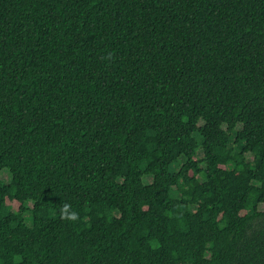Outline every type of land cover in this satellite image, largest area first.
Returning <instances> with one entry per match:
<instances>
[{
    "label": "trees",
    "instance_id": "trees-1",
    "mask_svg": "<svg viewBox=\"0 0 264 264\" xmlns=\"http://www.w3.org/2000/svg\"><path fill=\"white\" fill-rule=\"evenodd\" d=\"M4 171L0 264H264V0H0Z\"/></svg>",
    "mask_w": 264,
    "mask_h": 264
},
{
    "label": "clouds",
    "instance_id": "clouds-1",
    "mask_svg": "<svg viewBox=\"0 0 264 264\" xmlns=\"http://www.w3.org/2000/svg\"><path fill=\"white\" fill-rule=\"evenodd\" d=\"M71 205L64 204L62 208V218L67 219L69 221L75 222L78 219V213L76 211H69Z\"/></svg>",
    "mask_w": 264,
    "mask_h": 264
},
{
    "label": "rangeland",
    "instance_id": "rangeland-1",
    "mask_svg": "<svg viewBox=\"0 0 264 264\" xmlns=\"http://www.w3.org/2000/svg\"><path fill=\"white\" fill-rule=\"evenodd\" d=\"M249 158L252 159V157H249ZM0 178L3 181H5L6 183H8L10 181V179H11V176H10V173H7V172L4 171L3 173H1ZM151 181H152V179H150V178L146 179V182L147 183H150ZM28 207L29 208H32L33 207V204L32 203H29Z\"/></svg>",
    "mask_w": 264,
    "mask_h": 264
}]
</instances>
